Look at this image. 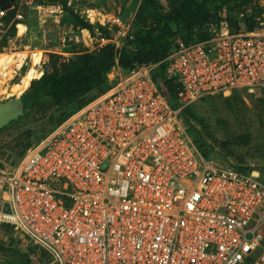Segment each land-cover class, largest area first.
Wrapping results in <instances>:
<instances>
[{
    "label": "built area",
    "instance_id": "2783aa9c",
    "mask_svg": "<svg viewBox=\"0 0 264 264\" xmlns=\"http://www.w3.org/2000/svg\"><path fill=\"white\" fill-rule=\"evenodd\" d=\"M3 4L1 35L14 23L23 35L24 9L62 27L78 3ZM81 16L94 29L69 22L50 52L69 62L112 44L119 79L29 147L15 168L0 167V225L45 253L50 260L43 264H264L260 176L222 167L199 151L158 73L162 61L122 71L119 56L134 39L131 20L105 5L85 6ZM257 21L240 32L212 23L206 39H178L163 60L177 100L263 89V11ZM11 54L0 74L14 85L23 81L28 56ZM41 67L34 64L42 76Z\"/></svg>",
    "mask_w": 264,
    "mask_h": 264
},
{
    "label": "rangeland",
    "instance_id": "374dc122",
    "mask_svg": "<svg viewBox=\"0 0 264 264\" xmlns=\"http://www.w3.org/2000/svg\"><path fill=\"white\" fill-rule=\"evenodd\" d=\"M142 1L75 0L78 4H75L72 9H77L78 13L75 10V15L69 13L68 23L62 27L57 26L51 19L43 20L34 11L24 9L29 25L27 33L7 35L5 44L0 48V54L25 51L28 58L23 71L31 66L32 56L36 54L42 59L41 68L44 73L51 72L53 69L51 60H59V58L55 57L50 49L58 46L60 37L63 35L62 29H70L69 22L74 23V28L82 26L78 17L84 19L81 12L85 6L105 5L110 12L131 20V27L136 32L134 16ZM157 1L164 15L171 11L179 0ZM79 3L84 5L81 6ZM255 6L262 7L264 12V0H250L248 4L244 1L234 3L229 14L236 17L237 23L229 25L226 20L225 25L233 32L248 30L247 15ZM226 13L228 12L226 11L223 15L227 16ZM218 26H221V22ZM1 39L2 35H0V43ZM118 73L119 69L114 68L107 75V84L97 85L82 97L48 110H28L20 119L2 129L0 131V167L10 170L15 168L29 147L40 142L68 116L113 86L119 79ZM0 79L3 80L0 82V101L13 95L21 96L32 83L26 91L17 94L13 90V84L5 83L6 80L1 74ZM17 80L18 78L13 83ZM175 105L181 107L183 116L191 119L190 123L186 121L184 125L187 127L188 136L201 153L212 158L222 167H235L254 172L264 182V88L238 89L229 95L207 96L189 104L178 101ZM0 245L29 253L34 264H43L50 260L47 255L40 254L35 245L26 241L8 226L0 225ZM15 257L12 253L7 256L1 255L0 264H12V261H5L10 259L15 261Z\"/></svg>",
    "mask_w": 264,
    "mask_h": 264
},
{
    "label": "trees",
    "instance_id": "16d2710c",
    "mask_svg": "<svg viewBox=\"0 0 264 264\" xmlns=\"http://www.w3.org/2000/svg\"><path fill=\"white\" fill-rule=\"evenodd\" d=\"M239 1L247 4L250 2V0H179L171 11L163 15L157 0H143L134 16L137 31H134V39L129 40L121 51L118 59L119 66L123 72H128L144 64L162 61L159 64L158 73L164 79L171 99L178 102L177 83L174 79L165 77L166 62L163 60L169 55L178 39L185 43L206 39L211 35L212 23L228 20L229 25H235L237 19L230 15L229 11L232 5ZM2 2L4 5L7 4V0ZM225 10L228 12L227 16L223 15ZM262 11V7L258 6L250 9L247 15L248 30L255 28L258 23L257 18ZM15 12L16 10L9 11L5 18L6 22L14 17ZM68 12L71 15L76 14L72 8H68ZM78 19L82 27L94 29L87 20L79 17ZM15 33L14 23L2 35L0 48L5 44L7 35H15ZM55 57L59 58L57 55ZM51 62L52 71L35 79L30 88L21 95L24 113L16 120L24 116L28 110H48L82 97L97 85L107 84L108 73L117 65L116 50L112 44H107L92 52L84 51L69 62H63L60 58L52 59ZM184 117L187 122H191L189 117ZM16 120L9 122L2 129ZM205 157L209 158L207 155ZM2 251L16 256L15 261L10 259L5 262L34 264L29 253L0 245V252Z\"/></svg>",
    "mask_w": 264,
    "mask_h": 264
},
{
    "label": "water",
    "instance_id": "95a60500",
    "mask_svg": "<svg viewBox=\"0 0 264 264\" xmlns=\"http://www.w3.org/2000/svg\"><path fill=\"white\" fill-rule=\"evenodd\" d=\"M23 113L24 103L21 96L13 95L0 101V130L9 122L19 118V116L23 115ZM1 255L2 254L0 253V256Z\"/></svg>",
    "mask_w": 264,
    "mask_h": 264
},
{
    "label": "bare ground",
    "instance_id": "6f19581e",
    "mask_svg": "<svg viewBox=\"0 0 264 264\" xmlns=\"http://www.w3.org/2000/svg\"><path fill=\"white\" fill-rule=\"evenodd\" d=\"M88 15H91V14L89 13ZM91 20L94 21V18H92ZM23 29L24 28L22 27L21 31H23ZM0 56H2L0 57V73H1L4 68L5 63L11 61L12 58L14 57V54H11V55L0 54ZM41 60L42 59L36 54L35 56H33V64L26 70L22 83H15L13 85V90L16 91L17 94L26 91L31 81L40 78L42 73L41 71H38L36 70V68H34V64L41 62ZM0 82H2V80H0Z\"/></svg>",
    "mask_w": 264,
    "mask_h": 264
},
{
    "label": "flooded vegetation",
    "instance_id": "af4514ba",
    "mask_svg": "<svg viewBox=\"0 0 264 264\" xmlns=\"http://www.w3.org/2000/svg\"><path fill=\"white\" fill-rule=\"evenodd\" d=\"M2 255H8L5 251L0 252Z\"/></svg>",
    "mask_w": 264,
    "mask_h": 264
}]
</instances>
